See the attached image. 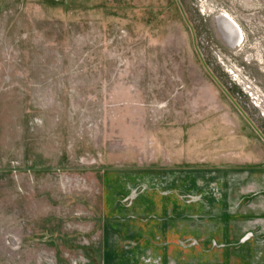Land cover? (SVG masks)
I'll return each instance as SVG.
<instances>
[{
    "label": "rangeland",
    "instance_id": "rangeland-1",
    "mask_svg": "<svg viewBox=\"0 0 264 264\" xmlns=\"http://www.w3.org/2000/svg\"><path fill=\"white\" fill-rule=\"evenodd\" d=\"M0 264H264V0H0Z\"/></svg>",
    "mask_w": 264,
    "mask_h": 264
},
{
    "label": "bare ground",
    "instance_id": "bare-ground-1",
    "mask_svg": "<svg viewBox=\"0 0 264 264\" xmlns=\"http://www.w3.org/2000/svg\"><path fill=\"white\" fill-rule=\"evenodd\" d=\"M224 20L219 18V22L223 26L224 35L230 46H238L243 39V31L238 23L228 13L222 14ZM222 29V28H221Z\"/></svg>",
    "mask_w": 264,
    "mask_h": 264
}]
</instances>
